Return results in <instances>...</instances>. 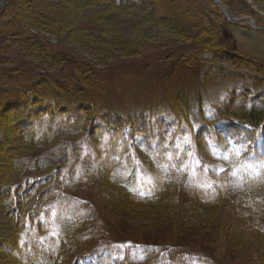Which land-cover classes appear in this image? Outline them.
I'll return each instance as SVG.
<instances>
[{
	"label": "rangeland",
	"instance_id": "374dc122",
	"mask_svg": "<svg viewBox=\"0 0 264 264\" xmlns=\"http://www.w3.org/2000/svg\"><path fill=\"white\" fill-rule=\"evenodd\" d=\"M137 1L138 6L116 0L8 1L1 7L0 41L11 40L12 46L0 50V70L14 73L20 84L51 85L70 100L87 94L102 110L145 117L168 146L175 144L173 150L189 149L178 167L188 172L156 201L141 198L133 191L137 185L157 182L159 166L171 162L154 165L146 162L149 154L132 153L144 169L131 176L128 161L103 164L100 152L107 142L94 138L97 123L90 118L73 132L59 125L61 117L40 115L58 135L34 145L20 141L0 115V264H26L32 254L54 264H264V177L257 179L264 161L252 151L264 141V122L251 130L237 114L264 105V0H221L228 13L215 0ZM200 7L212 11V24ZM39 10L49 11L46 21L39 20ZM200 28L221 33L224 47L215 49L208 32L196 35L206 37L196 45ZM26 37L37 38L43 49ZM175 110L185 119L176 120ZM260 117L264 121V113ZM196 136L209 153L201 164L192 154ZM72 145L85 152L75 155ZM22 158L36 168L25 170L29 164L21 167ZM46 158L50 166L40 167ZM17 165L43 181L26 186L31 208L24 228L8 212L1 186L16 188L23 176ZM193 186L200 189L196 194ZM37 238L50 254L32 247ZM57 239L61 246L52 256ZM11 244L15 253L6 250Z\"/></svg>",
	"mask_w": 264,
	"mask_h": 264
},
{
	"label": "trees",
	"instance_id": "16d2710c",
	"mask_svg": "<svg viewBox=\"0 0 264 264\" xmlns=\"http://www.w3.org/2000/svg\"><path fill=\"white\" fill-rule=\"evenodd\" d=\"M116 1L121 6L130 4L131 2L133 3L131 5L138 6L137 0H116ZM224 5L227 4H225L224 2ZM201 7L198 10L199 13L204 18L208 19V22H210L208 24H212L215 21L212 11L207 8L201 9ZM2 11L3 8L0 10V17L2 15ZM38 12H39L38 17L39 16L42 17L41 19L38 18L40 21L43 20L46 21L45 20L46 17L50 16L49 11L45 12L39 10ZM152 18L154 19V21L161 22V20L158 19L156 15H152ZM1 30L0 33H3ZM207 32L210 35L209 37L207 36L208 42L214 44L215 49L221 50V48L224 47V43L221 40L222 39L221 33H217V35H214L216 33L206 31L203 28L196 30L194 36L195 44L197 45L198 43H200L199 39H203V40L206 39V37L198 38L196 35L206 34ZM28 39L30 40L31 43H36L35 45L36 48L43 49V45H41L39 41L35 40L37 38L26 37V40ZM32 45L33 44H31L30 46ZM11 46H12L11 40L0 41V50L7 49L8 47ZM0 72L2 73L1 75L5 76L6 78V80H2V79H1L2 81L0 80V111L2 110V112H0V115H2L1 116L2 119H5L7 121L5 123L10 126V129L18 133L20 141L26 142L27 144L42 145V144H48L50 143V141H54L56 139L58 132L55 131L50 132L49 131L50 126L46 125V122H44L45 120L43 122L39 121L40 115L42 116L44 115L48 117L49 120L50 119L54 120L56 117L58 118L61 117L62 121L59 122V125L64 126L65 130L69 129L73 132L75 131L72 129L73 127H76L77 132H81L82 130L81 128L83 124L86 121H88L90 118L91 122L93 121L95 124L97 123L95 128L98 132L93 134L94 138L97 139L98 136L100 139H102V141L107 142V146L103 149L101 148V152H100V156L101 155L103 156L102 159L104 165L114 167L119 162L121 163L128 161L129 163L128 168L131 169L133 168V172L131 173V176L134 174V171L136 174H138L140 170L142 171L144 169V167L138 166L134 161V158L132 157V153H136L138 151L142 154L143 153L149 154L148 157L149 161L146 162L153 163L154 165L155 163H160V162H165L166 165V163L171 162L166 166H161V165L159 166L160 168H158L159 171L157 175L158 176L157 182H154L152 185H142L143 183H145V181H143L142 184L137 185L136 191L135 190L133 191L137 194H140L141 198H145V199L149 198L151 201L153 200L156 201L157 199L160 198L162 194L166 193L168 189L176 188L177 185H179L178 183L179 180L182 179L183 175L186 172H188L187 170H184V168L183 170H179L178 167L180 166L181 163H183L182 161L184 155L187 154L189 149L173 150L174 148H176L175 144H171L170 146H168L167 143L164 142L165 138L163 137V133L157 134L154 129H151V127L146 126L145 117L137 116L134 114L123 115V113L117 112L115 114L114 112H108L109 110H102L101 107L99 106L98 101L95 100V98L90 97V95L77 94L76 96H74L75 98L70 100L65 96H61L59 94V91H55L51 85L46 87V89H43V85L41 83H36V84L33 83L28 85L31 82L29 81L28 83L26 82L27 83L26 85H24V83L20 84L19 81L16 80L17 77L14 75V73H11V71L7 72L5 69H1ZM58 98L61 101H58ZM179 99L181 100L183 99L182 102H180L181 104L185 105L187 103L185 98H183V96L179 97ZM84 104L87 105L86 109H83ZM78 105H81V107L80 106L78 107ZM220 110H222L221 111L222 113L223 112L227 113L225 106L220 107ZM73 112L74 115H72ZM263 113H264V105H261L259 103H255L249 108H247L246 106L244 107L243 111L237 112V114H241L242 116L246 117L249 120V124L251 125V130L260 129L261 125L264 122L263 119L260 117V115ZM4 114L6 115L5 117L3 116ZM174 114L176 120L185 119L183 113H180L177 110L174 111ZM44 116L41 117V120L44 118ZM205 117L203 116L204 121L210 122ZM215 120H217V118H215ZM56 128H58V126ZM128 128H130L131 130L125 132V130ZM130 135L135 136L134 142L131 140ZM0 136H5L2 130L0 131ZM199 137L200 136H196L194 137V139H192L194 143L192 154L200 158L199 164H201V162L203 161L202 158L205 159L207 157L206 154H208L209 156V153L207 151H204V153L206 152V154L202 152L203 145L200 143L201 137L200 138ZM154 139L156 140V142H154ZM203 141L205 148L208 147V150H210L207 138ZM63 149H65V147H63ZM114 150L117 151V154L114 152ZM170 150H173L172 152L175 154V156L172 157V160L173 158H175V161H177V163L165 157V154L168 153ZM71 152H73L75 155H78L81 152L83 154L85 151L79 145H72ZM260 154L262 157H264V149H262ZM163 157H165L167 160L164 161L165 159ZM19 163L21 167L23 164L24 165L29 164V166L25 170H29L31 167L33 169L36 168V164L30 165V163H27L26 160L23 158L19 159ZM38 165L40 167L50 166V161L47 158L44 160L41 159V162L39 161ZM17 168H19V171H22L19 165H17ZM22 172L23 173H19V176L23 175L22 179L19 180L17 183H15L16 188L1 185L2 187H4V192L6 193V195H8V197L6 198V205L10 206L8 212L12 214L14 213L15 217H17L20 220L21 222L20 228L25 227L24 223L28 218V213H26V210L31 208L30 203L27 202L28 196L24 195L25 193L24 191H26V186L28 187L33 186L34 188H37L39 184L43 183L40 177H34L30 174L27 175L25 173L26 171L25 172L22 171ZM218 174H219L218 171L214 173V175H218ZM263 177H264V173H261L257 179L261 180ZM135 183H138L137 180ZM191 189H193L192 191L195 192L196 194L199 188L198 186H193ZM144 195H150L151 197L150 196L146 197ZM215 196L216 198L217 197L220 198L222 195L219 192L216 193ZM17 200L19 201L17 202ZM40 242L41 240L37 238V243L39 244L33 242L34 245L32 247L37 250H42L45 253L50 254V247L44 246L40 244ZM54 242L57 247L54 250V252H51L52 256H55L54 254L58 252L61 246L59 244H58L59 246L57 245V243H60L58 239ZM36 244L38 246H35ZM45 244L50 245V241L46 240ZM65 245L66 247H68L67 244ZM65 248L59 251L60 252L59 260L63 259V253ZM6 250H8V252L15 253L16 249L11 244V246L7 247ZM34 258H35L34 254L29 256V258L26 261V264H54L50 262L49 257L43 260H35ZM56 262L58 263V261Z\"/></svg>",
	"mask_w": 264,
	"mask_h": 264
},
{
	"label": "water",
	"instance_id": "95a60500",
	"mask_svg": "<svg viewBox=\"0 0 264 264\" xmlns=\"http://www.w3.org/2000/svg\"><path fill=\"white\" fill-rule=\"evenodd\" d=\"M8 1H10V0H2L1 3H0V9H1V7H3V5L8 3Z\"/></svg>",
	"mask_w": 264,
	"mask_h": 264
}]
</instances>
